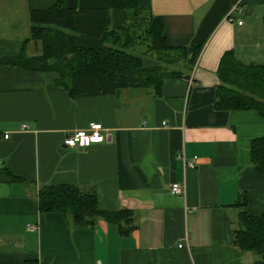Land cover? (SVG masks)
I'll list each match as a JSON object with an SVG mask.
<instances>
[{"label":"crops","instance_id":"0c3cea01","mask_svg":"<svg viewBox=\"0 0 264 264\" xmlns=\"http://www.w3.org/2000/svg\"><path fill=\"white\" fill-rule=\"evenodd\" d=\"M59 2L109 8L111 29L131 19L113 0H0V264H264L233 233L240 211L264 213V173L251 155L264 117L215 107L226 52L264 64V0H138L162 21L170 46L201 47L195 64L185 77H167L161 94L125 88L77 97L56 68L10 61L45 53L35 27L68 30L33 19ZM107 37L80 33L77 44L100 48ZM138 56L146 67L160 64ZM91 122L103 124L105 142L65 146ZM176 182L184 194L171 192ZM59 184L95 191L104 212L131 214L122 226L104 215L93 227L68 225L64 212L39 208L40 189Z\"/></svg>","mask_w":264,"mask_h":264},{"label":"trees","instance_id":"16d2710c","mask_svg":"<svg viewBox=\"0 0 264 264\" xmlns=\"http://www.w3.org/2000/svg\"><path fill=\"white\" fill-rule=\"evenodd\" d=\"M112 4L128 8L131 15L130 21L117 29L110 28L109 8L74 10L59 2L49 9L33 11L35 21L58 23L68 30L35 27L33 36L43 41L45 53L32 59L22 54L10 61L41 69L56 68L58 82L73 97L111 94L125 88H154L161 94L167 77L186 76L185 68L195 64L200 46H170L162 21L141 7L138 0H113ZM105 31L108 37L100 48L77 44L80 33L100 37ZM142 46L143 53L155 58L159 65H144L138 56ZM217 73V109L253 108L264 117V64L244 63L229 51L221 58ZM251 155L257 170L264 173V137L253 139ZM39 208L43 212L62 211L66 223L79 228L93 227L100 215L122 226V215L131 214L128 210L104 212L98 206L95 191L69 184L43 186L39 191ZM121 231L126 234L128 228L122 227ZM233 233L240 250L254 252L264 259V213L250 215L240 211Z\"/></svg>","mask_w":264,"mask_h":264},{"label":"built area","instance_id":"2783aa9c","mask_svg":"<svg viewBox=\"0 0 264 264\" xmlns=\"http://www.w3.org/2000/svg\"><path fill=\"white\" fill-rule=\"evenodd\" d=\"M26 124L23 128H27ZM105 127L100 122H91L87 128L79 129L72 132L64 140V144L67 147H86L95 143H102L106 141V136L104 134ZM6 138L9 137L8 134L5 135ZM184 163L186 166L194 167L196 163L193 160H186L184 157ZM171 192L175 195H182L185 193V188L182 184L176 182L171 186Z\"/></svg>","mask_w":264,"mask_h":264},{"label":"rangeland","instance_id":"374dc122","mask_svg":"<svg viewBox=\"0 0 264 264\" xmlns=\"http://www.w3.org/2000/svg\"><path fill=\"white\" fill-rule=\"evenodd\" d=\"M143 47V46H142ZM143 49H145L144 47L143 48H140V50L143 52Z\"/></svg>","mask_w":264,"mask_h":264}]
</instances>
